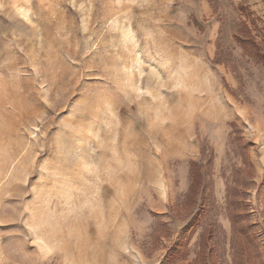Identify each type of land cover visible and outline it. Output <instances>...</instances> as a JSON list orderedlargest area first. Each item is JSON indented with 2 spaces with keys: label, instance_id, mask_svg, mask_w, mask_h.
Returning <instances> with one entry per match:
<instances>
[{
  "label": "rangeland",
  "instance_id": "1",
  "mask_svg": "<svg viewBox=\"0 0 264 264\" xmlns=\"http://www.w3.org/2000/svg\"><path fill=\"white\" fill-rule=\"evenodd\" d=\"M257 52L264 0H0V264H264Z\"/></svg>",
  "mask_w": 264,
  "mask_h": 264
},
{
  "label": "trees",
  "instance_id": "2",
  "mask_svg": "<svg viewBox=\"0 0 264 264\" xmlns=\"http://www.w3.org/2000/svg\"><path fill=\"white\" fill-rule=\"evenodd\" d=\"M240 41V40H238ZM257 55H260L261 58L264 60V52H257ZM192 182L189 186V189L187 191V194L185 195V202L187 204L182 206L183 211H188L190 208L191 209H197L196 214L190 219L189 223L183 228V234L178 238L168 249L166 256H165V261L166 262H175L176 257L178 260L182 261L185 257V254H187L188 251V240H184V233L186 230L193 225L194 221L196 220L199 212L203 210V202L200 201L199 204H196L197 202V197L200 193V188H201V175L199 171L196 168V165L192 167ZM200 200V198H199ZM210 236H206L205 233H202L200 235L199 239V245H198V252L196 255V259L200 256H202L203 259V264H213L211 261V256L213 253L214 246L210 242ZM243 239V238H242ZM245 241V240H244ZM244 246H246L245 242L243 243ZM180 251H182L180 253ZM180 253V254H179ZM175 260V261H174Z\"/></svg>",
  "mask_w": 264,
  "mask_h": 264
}]
</instances>
